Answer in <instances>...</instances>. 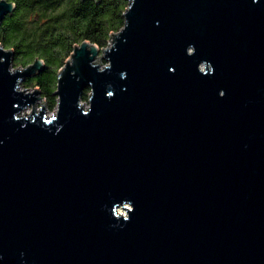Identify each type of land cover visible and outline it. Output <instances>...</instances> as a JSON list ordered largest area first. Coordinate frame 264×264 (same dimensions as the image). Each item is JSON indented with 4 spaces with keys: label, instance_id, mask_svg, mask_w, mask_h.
<instances>
[{
    "label": "water",
    "instance_id": "95a60500",
    "mask_svg": "<svg viewBox=\"0 0 264 264\" xmlns=\"http://www.w3.org/2000/svg\"><path fill=\"white\" fill-rule=\"evenodd\" d=\"M126 2L50 116L0 45V264H264V0Z\"/></svg>",
    "mask_w": 264,
    "mask_h": 264
},
{
    "label": "trees",
    "instance_id": "16d2710c",
    "mask_svg": "<svg viewBox=\"0 0 264 264\" xmlns=\"http://www.w3.org/2000/svg\"><path fill=\"white\" fill-rule=\"evenodd\" d=\"M15 4L0 22V45L13 52L12 65L25 66L35 58L43 69L21 86H37L47 107L56 105V74L73 46L84 40L105 47L110 33L124 22L126 0H7ZM87 93L83 92L82 99Z\"/></svg>",
    "mask_w": 264,
    "mask_h": 264
},
{
    "label": "rangeland",
    "instance_id": "374dc122",
    "mask_svg": "<svg viewBox=\"0 0 264 264\" xmlns=\"http://www.w3.org/2000/svg\"><path fill=\"white\" fill-rule=\"evenodd\" d=\"M103 48V47H102ZM7 49V48H6ZM100 55V54H99ZM98 55V56H99ZM106 60L105 59H103L102 58V56H101V58H100V65H99V67H103L104 65H106ZM22 67H24V66H20V68H22ZM11 68L13 69V68H15V66L14 65H12L11 64ZM22 84V83H21ZM35 86H33V87H27V88H24L23 86H20L19 87V89H25L26 91H31L33 88H34ZM37 87V86H36ZM86 90V93H87V95H86V97H85V99H82V102H83V104H84V106L86 107L87 106V97H88V94H89V88H86L85 89ZM84 90V91H85ZM41 96V95H40ZM44 99V104H45V111H44V113L46 114V115H48V116H50V115H52V113H54V111H55V109H56V105H55V107L54 108H52V109H50V108H48L47 107V99H45V98H43ZM39 103H40V99H38V101H36L35 102V109H37V111L39 110ZM31 109H33L32 108V106L31 105H29V106H27V108H25L24 110L26 111V112H29Z\"/></svg>",
    "mask_w": 264,
    "mask_h": 264
},
{
    "label": "bare ground",
    "instance_id": "6f19581e",
    "mask_svg": "<svg viewBox=\"0 0 264 264\" xmlns=\"http://www.w3.org/2000/svg\"><path fill=\"white\" fill-rule=\"evenodd\" d=\"M24 91H26V90H24ZM35 111H37V109H35Z\"/></svg>",
    "mask_w": 264,
    "mask_h": 264
},
{
    "label": "built area",
    "instance_id": "2783aa9c",
    "mask_svg": "<svg viewBox=\"0 0 264 264\" xmlns=\"http://www.w3.org/2000/svg\"><path fill=\"white\" fill-rule=\"evenodd\" d=\"M110 39V38H109ZM107 44H108V42H107ZM107 46V45H106Z\"/></svg>",
    "mask_w": 264,
    "mask_h": 264
}]
</instances>
